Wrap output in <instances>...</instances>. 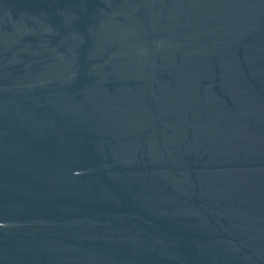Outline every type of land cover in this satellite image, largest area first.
Returning a JSON list of instances; mask_svg holds the SVG:
<instances>
[{
  "label": "water",
  "instance_id": "1",
  "mask_svg": "<svg viewBox=\"0 0 264 264\" xmlns=\"http://www.w3.org/2000/svg\"><path fill=\"white\" fill-rule=\"evenodd\" d=\"M0 264H264V0H0Z\"/></svg>",
  "mask_w": 264,
  "mask_h": 264
}]
</instances>
